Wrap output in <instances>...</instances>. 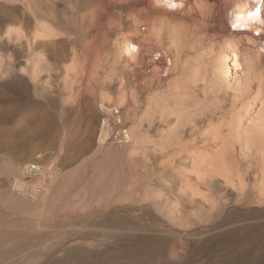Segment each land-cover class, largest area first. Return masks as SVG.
I'll list each match as a JSON object with an SVG mask.
<instances>
[{"label": "rangeland", "instance_id": "1", "mask_svg": "<svg viewBox=\"0 0 264 264\" xmlns=\"http://www.w3.org/2000/svg\"><path fill=\"white\" fill-rule=\"evenodd\" d=\"M155 1H22L74 37L89 102L84 126H0V264H264V34H231L241 0Z\"/></svg>", "mask_w": 264, "mask_h": 264}, {"label": "crops", "instance_id": "2", "mask_svg": "<svg viewBox=\"0 0 264 264\" xmlns=\"http://www.w3.org/2000/svg\"><path fill=\"white\" fill-rule=\"evenodd\" d=\"M22 1L0 0V126L86 125L77 42Z\"/></svg>", "mask_w": 264, "mask_h": 264}, {"label": "bare ground", "instance_id": "3", "mask_svg": "<svg viewBox=\"0 0 264 264\" xmlns=\"http://www.w3.org/2000/svg\"><path fill=\"white\" fill-rule=\"evenodd\" d=\"M155 2L156 4H160V6L166 7V10L165 8L163 10L164 12L167 11V7L173 9L172 11L168 9V12H174V9L177 10L180 6H183L181 0H156ZM232 15L234 16V24L237 27L230 31L234 37L250 38L253 40L258 38L259 41L261 40V37L264 34V0H241L236 5V11ZM138 50V46L131 42H127L124 46V52L127 57H135L138 54ZM217 63V71L219 74L230 76L237 80L240 74L244 71L245 63L240 44L236 43L235 45L226 47L223 53L219 55ZM254 105H256V103ZM261 120L264 123L263 114L261 116ZM109 132V126L104 123L99 138L101 144L107 141ZM248 137V140H250L252 145L254 144L255 146L258 145L259 147H264V124H262L259 129L254 131ZM131 138L132 136L128 130L123 131V139L126 142H129ZM40 174L43 178H45L47 175L46 170L42 173L40 172ZM49 174L50 173L48 171V176Z\"/></svg>", "mask_w": 264, "mask_h": 264}, {"label": "built area", "instance_id": "4", "mask_svg": "<svg viewBox=\"0 0 264 264\" xmlns=\"http://www.w3.org/2000/svg\"><path fill=\"white\" fill-rule=\"evenodd\" d=\"M40 171H41V168L35 165L30 166V168L27 169L28 174H32V175L39 173Z\"/></svg>", "mask_w": 264, "mask_h": 264}]
</instances>
